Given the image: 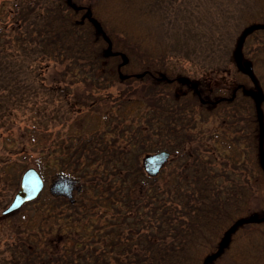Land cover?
I'll return each instance as SVG.
<instances>
[{
	"label": "trees",
	"instance_id": "1",
	"mask_svg": "<svg viewBox=\"0 0 264 264\" xmlns=\"http://www.w3.org/2000/svg\"><path fill=\"white\" fill-rule=\"evenodd\" d=\"M122 2L126 19L120 24L126 25V36L134 42L122 51L129 59L124 66L118 55L101 52L107 44L86 12L100 23L111 41L112 34L94 10V0L47 1L42 14L31 5L20 8L22 5L16 4L11 14L20 27L13 24L10 30L6 24L0 25V130L13 131L10 120L16 115L8 110L9 103L20 106L18 110L34 107L40 98L36 86L46 81L48 92L57 93L54 100L71 108L68 112L74 107V113L98 120L91 132L82 120L76 135L67 130L59 140L51 135L33 137L8 153V164L3 166L8 168L6 182L14 187L21 171L30 164L36 165L44 181L61 175L78 180L81 186L73 203L43 191L23 205L25 213L19 214L21 225L14 228L20 232H16L17 240L10 245V261L204 264L207 257L214 256L207 264L220 259L224 264H264V230L259 231L264 213L257 205L264 185L259 126L255 103L244 94V89L249 88L264 92L259 75H245L248 81L239 83L230 95L219 91L208 99L200 91L197 94L189 85L178 82L162 46L129 36L137 20L144 18L140 10L146 0ZM245 4L247 9L242 0H217L216 21L227 22L233 11L239 10L241 26H258L246 35L243 46L256 31L262 50L264 0H245ZM30 17L34 22L29 26L25 22ZM92 28L97 34L91 33ZM96 35L101 47L90 41ZM10 44L14 53L9 51ZM31 52L33 56L27 60L19 58ZM242 57L245 61L244 53ZM250 60L264 66L260 53ZM51 63L52 68L59 65L63 69L61 77L50 76L51 80H47L44 71ZM116 84L122 86L119 95L107 90ZM131 104L136 108L130 109L131 114L137 119L125 116ZM260 108L264 118V101ZM65 117L67 114L62 116L64 122ZM213 121L217 128L208 129V134L216 139L214 145L229 150L227 153L202 142L205 126ZM118 126H122L120 137ZM36 131L48 132L47 127L39 126ZM109 134L113 136L107 137ZM161 150L174 156L169 161L171 167L166 165L156 177L147 176L141 157ZM20 156L24 163L14 171ZM136 184L146 187L138 199L133 193ZM95 214L103 223L93 222ZM253 216L254 221L250 220ZM237 221L241 224L236 225ZM232 227L234 230L219 251L224 235ZM244 236L245 245L240 241Z\"/></svg>",
	"mask_w": 264,
	"mask_h": 264
},
{
	"label": "rangeland",
	"instance_id": "2",
	"mask_svg": "<svg viewBox=\"0 0 264 264\" xmlns=\"http://www.w3.org/2000/svg\"><path fill=\"white\" fill-rule=\"evenodd\" d=\"M47 1L55 3L58 0H0V25L6 24L10 30L13 24L17 25L18 28L20 27L21 24L19 21H16V16L11 14L13 13L11 12L13 5H22L20 8L31 5V7H36L35 11H39V13L42 14V9L47 7ZM224 1L232 2V0ZM121 3H123L122 0H94V10H96L100 20L103 21L102 23L105 28L112 34V51H119L122 53V51L128 48L129 44H134V42L129 40L126 36V25L120 24L121 21L126 19L124 7ZM216 4L217 0H146V3L140 10V14L142 13L144 18L137 20L132 28V34L129 35L135 39V41L142 40L143 43L148 44L154 41L162 46L165 50L164 55L167 64L170 71L173 72V75L176 78L186 77L189 79L190 83L195 84L197 90L208 99L212 98V95L219 91L224 94H233L235 92V87L239 83L244 84V82L248 81V78L245 77V74L238 68L234 60L236 46L244 30V27L241 26L239 22L241 12L235 9L227 22L225 20L224 23L219 22V20L217 22L219 10ZM231 5H233V3H231ZM242 5H244L243 7L247 6L245 0H242ZM245 8L247 9V7ZM213 18H215L214 21ZM32 22H34V18L30 17L28 22L25 23L30 26ZM90 30L93 35L97 34L93 28ZM255 33L256 31L253 32V35ZM253 35L250 36L247 44L243 46L241 51L244 53V57L246 55L244 63L250 66L252 72L259 75L264 90V66L254 65L252 63L253 60H250L254 57L255 53H260V55L264 57L262 53L264 48L262 50L260 48V37H256V34ZM9 38L12 39L13 35H10ZM97 40H99L97 35L95 37H90L92 43H97L99 47H101L102 43ZM13 43L12 41V44ZM12 44H10L11 47L9 51L14 53V46H12ZM106 49L107 45L104 44L101 47V52L105 54ZM19 54L23 55V52L20 51ZM32 56L33 52L19 58L21 60H27ZM52 66L51 63L49 68L44 71L47 80H51L49 79L50 76H52V78L55 76L61 77L59 72L63 69L62 66L56 65L55 68H52ZM124 71H126V69H124ZM45 83L46 84H42V86H36L40 98H37L39 103H36L34 107L29 106L18 110L16 108L20 106H15L13 102L9 103L8 110L16 115L10 120L13 131L10 129L0 130V264H12L9 255L12 254L13 249L10 245L17 240L16 232H20V230L17 231L19 228H14L21 225L18 221L21 217L19 214L24 212V207L22 206L12 213H3L11 203L19 186V182L16 187L10 184V182H6L8 168H4L3 165L8 164L7 159L10 156L8 153L16 150L14 148L16 146L19 147L21 142L31 141L33 137H46L51 135V138L59 140L65 136L67 130L70 132L72 131V134L76 135L78 129L82 127L80 125L82 120L86 121L85 126L87 125L86 128L90 130V132L98 123V120H96L97 117L84 115L85 118L83 114L74 113V107H72V112H68L70 107L60 101L54 100L53 97L57 95L56 91H54L55 94L53 92H48L47 88H49V84H47V81ZM120 87L122 86L116 84V87L108 88L107 90L109 91L111 89L112 92H117L119 95L121 93L119 90ZM113 89H115V91ZM78 90L81 91L80 87ZM70 91L73 95V86L70 87ZM130 109L135 111L136 108L132 104L129 105L126 109V118L134 117L137 119L134 114H131L133 111H130ZM66 114L67 117L65 118L67 120L64 122L62 116ZM56 115H58V117H56ZM215 123L214 121L209 122V124L205 126V130L203 131L205 136L201 137L202 142L207 145L208 148L212 146L218 148L221 153L225 151L229 152V150L224 149V147L219 144L214 145L216 139L213 135L211 138L208 134L209 130H216L217 125ZM38 126L41 127V129L47 127L48 132L36 131V127ZM120 129H122V126H118V137L122 134ZM198 132L200 136H202L200 129ZM112 136V134L107 135L109 138ZM121 141L120 138L119 142ZM27 149L31 151V154L37 156V152L30 150L28 146ZM218 150L215 149V151ZM16 159L17 165L14 166V171H18V166L24 163V159L21 158V156ZM167 166L171 167L169 163ZM30 167L38 170L35 164H30L27 168ZM27 168L21 171L19 181L22 173ZM164 173H162V175ZM55 176L47 177L42 192H47L48 182ZM166 176L167 172L160 178L161 181L165 180ZM80 190L81 186L78 192L74 191L75 196L73 202H75L76 195H78ZM145 190L146 187L144 185L136 184L133 189L134 197H142ZM257 205H261L260 207L263 209L261 212L264 213V185L262 187V194L257 200ZM94 217H97L93 221L95 224L98 225L103 223L104 220L102 221L98 218V214H95ZM260 230H264V224L260 226L259 231ZM19 235L22 236L23 234H18V236ZM240 241L245 245L247 243V237L244 236ZM8 246H10V248H8ZM212 264H224V261L220 259L219 261H214Z\"/></svg>",
	"mask_w": 264,
	"mask_h": 264
},
{
	"label": "water",
	"instance_id": "3",
	"mask_svg": "<svg viewBox=\"0 0 264 264\" xmlns=\"http://www.w3.org/2000/svg\"><path fill=\"white\" fill-rule=\"evenodd\" d=\"M89 15V12L86 13V16ZM90 23L94 26V28L102 34L104 40L107 43V49L105 51L106 55H113L112 47L109 39L105 36V34L102 31L101 26L97 21H95L93 18H89ZM257 25L250 26L242 32L238 45L235 50L234 59L238 66V68L248 76L252 77L253 73L248 64H243L242 62V55H241V46L243 44L245 36L252 31L253 29L257 28ZM116 54V53H115ZM122 58V65H125L128 61L127 57L124 54L120 55ZM165 78V77H163ZM178 81L181 83L189 84L190 81L186 77H179ZM191 87L196 90L197 93L198 90L196 88L195 84H191ZM244 94L247 96H250L255 103L256 113H257V119H258V126H259V160L260 165L264 170V149H263V139H264V124H263V113L260 109V104L264 99V94L260 89L252 90V89H246L244 90ZM203 102V100H202ZM170 159V153L167 151H159L152 154H146L142 160L141 165L144 169L145 173L150 177H155L159 174L160 170L163 168V166L169 161ZM44 187V181L41 178L40 174L35 168H27L21 175L19 186L16 191V193L13 196V199L9 206L3 211L4 214L12 213L16 210H18L20 207H22L24 204L31 202L35 200L41 193ZM80 186L78 185V181L67 177V176H61L57 175L50 179L49 185H48V192L53 196H63L66 197L69 201H74V191H79ZM250 220L254 221L256 218L253 216L250 218ZM241 221H237L236 225H239ZM234 230V227H232L224 236V239L220 245L219 251L223 249L225 246L229 234ZM214 257L211 256L207 258L204 261V264H207L209 261H211Z\"/></svg>",
	"mask_w": 264,
	"mask_h": 264
}]
</instances>
